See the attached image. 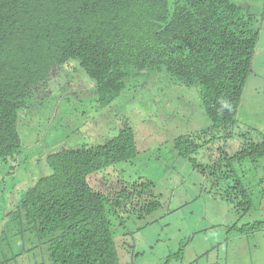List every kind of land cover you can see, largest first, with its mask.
<instances>
[{
    "label": "trees",
    "instance_id": "16d2710c",
    "mask_svg": "<svg viewBox=\"0 0 264 264\" xmlns=\"http://www.w3.org/2000/svg\"><path fill=\"white\" fill-rule=\"evenodd\" d=\"M260 32L261 18L233 0H0V172L23 145L21 111L49 108L48 102L55 108L57 100L81 94L75 71L66 70L70 92L37 98L54 69L77 61L73 68L95 82L101 104L119 97L132 68L165 70L172 81L200 86L211 121L205 129L176 136L177 154L211 176L212 189L238 211H249L250 191L232 164L239 157L263 159L264 134L242 124L238 151L220 147V160L212 166L194 155L205 142L240 127L237 112ZM136 155L135 132L125 122L104 143L51 151L46 156L51 172L13 191L19 193L14 213L21 229L48 244L53 264L119 263L109 213L130 208L151 214L161 202L150 179L122 181L104 193L90 175ZM262 224L239 230L251 232Z\"/></svg>",
    "mask_w": 264,
    "mask_h": 264
},
{
    "label": "rangeland",
    "instance_id": "374dc122",
    "mask_svg": "<svg viewBox=\"0 0 264 264\" xmlns=\"http://www.w3.org/2000/svg\"><path fill=\"white\" fill-rule=\"evenodd\" d=\"M233 1L261 18L254 57L257 61L262 53L263 64L245 84L238 117L244 127L252 126L264 134V88L260 87L264 84V0ZM76 64L72 60L67 69H54L35 95L70 92V81L64 76L70 70L80 81L78 99L57 100L55 108L48 102L49 108L21 111L23 145L0 172V264H53L48 244L26 227L21 229L22 220L14 213L19 193L13 191L23 184L31 186L51 172L46 164L51 151L104 143L125 122L135 132L136 157L91 173V184L110 193L122 181L150 179L161 206L151 214L130 208L109 213L118 264H264V158L233 161L235 177L248 187L252 198L251 209L241 213L220 191L212 189L211 176L174 148L176 136L211 125L200 86L172 81L165 70L139 72L132 68L119 97L101 104L95 82L78 66L75 70ZM239 124L226 135L205 142L194 155L196 161L212 166L220 160V147L229 153L241 149L245 129ZM254 221L263 224L251 232L239 230Z\"/></svg>",
    "mask_w": 264,
    "mask_h": 264
},
{
    "label": "crops",
    "instance_id": "0c3cea01",
    "mask_svg": "<svg viewBox=\"0 0 264 264\" xmlns=\"http://www.w3.org/2000/svg\"><path fill=\"white\" fill-rule=\"evenodd\" d=\"M256 14H258V13H256ZM257 52H258V51H257ZM257 52H255L254 55H255ZM262 58H263L262 53H261V54L259 53V57H258L257 61H255V57L253 56V60H252V72H251L250 76H252V75H256L254 69H256L257 67H258V68L261 67V64H263ZM261 61H262V62H261ZM250 76H249V77H250ZM248 80H249V78H248ZM260 87L264 88V84H263V86H262V82H261V86H260ZM244 90H245V88H244ZM243 92H244V91H243ZM263 92H264V91H263ZM240 108H241V104H240V106H239V109H240ZM239 109H238V110H239ZM237 118L239 119V117H238V112H237ZM239 120H240V119H239ZM239 122H241V124L244 123V122L241 121V120H240Z\"/></svg>",
    "mask_w": 264,
    "mask_h": 264
}]
</instances>
